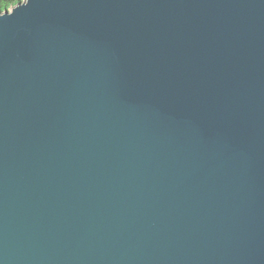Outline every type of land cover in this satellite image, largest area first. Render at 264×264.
<instances>
[{
    "label": "water",
    "instance_id": "obj_1",
    "mask_svg": "<svg viewBox=\"0 0 264 264\" xmlns=\"http://www.w3.org/2000/svg\"><path fill=\"white\" fill-rule=\"evenodd\" d=\"M0 17V264H264V0Z\"/></svg>",
    "mask_w": 264,
    "mask_h": 264
},
{
    "label": "trees",
    "instance_id": "obj_2",
    "mask_svg": "<svg viewBox=\"0 0 264 264\" xmlns=\"http://www.w3.org/2000/svg\"><path fill=\"white\" fill-rule=\"evenodd\" d=\"M19 1L21 0H0V13L6 9L11 8L13 5H15Z\"/></svg>",
    "mask_w": 264,
    "mask_h": 264
},
{
    "label": "snow or ice",
    "instance_id": "obj_3",
    "mask_svg": "<svg viewBox=\"0 0 264 264\" xmlns=\"http://www.w3.org/2000/svg\"><path fill=\"white\" fill-rule=\"evenodd\" d=\"M0 18H2V17H0Z\"/></svg>",
    "mask_w": 264,
    "mask_h": 264
}]
</instances>
